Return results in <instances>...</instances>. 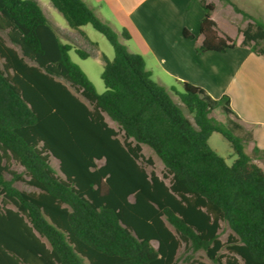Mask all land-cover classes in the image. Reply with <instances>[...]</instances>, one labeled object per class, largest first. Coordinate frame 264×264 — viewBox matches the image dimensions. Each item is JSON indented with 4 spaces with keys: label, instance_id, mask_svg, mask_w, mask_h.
Masks as SVG:
<instances>
[{
    "label": "trees",
    "instance_id": "16d2710c",
    "mask_svg": "<svg viewBox=\"0 0 264 264\" xmlns=\"http://www.w3.org/2000/svg\"><path fill=\"white\" fill-rule=\"evenodd\" d=\"M50 1L71 29L91 24L102 33L114 58L103 56L99 94L72 60L73 44L62 41L68 35L37 0H0V30L16 46L0 35V264H177L182 244L214 264H264V168L242 138L211 116L215 102L189 82L172 88L177 102L153 79L144 57L130 53L84 0ZM199 3L206 14L197 52L236 47L217 30L215 4ZM235 10L251 19L239 29L241 46L264 56V22ZM122 37L130 39L126 31ZM227 103L223 96L216 104ZM216 133L236 154L231 165L209 147ZM143 145L162 161L169 184L141 165L152 164ZM222 221L232 231L226 242ZM190 264L208 263L192 258Z\"/></svg>",
    "mask_w": 264,
    "mask_h": 264
},
{
    "label": "crops",
    "instance_id": "0c3cea01",
    "mask_svg": "<svg viewBox=\"0 0 264 264\" xmlns=\"http://www.w3.org/2000/svg\"><path fill=\"white\" fill-rule=\"evenodd\" d=\"M84 1L118 34L122 36V32L126 31L130 35V39L122 37L124 44L130 53L144 57L147 68L158 84L169 92H172V88L182 90V82L203 88L204 96L215 102L212 113L221 108L228 124L239 131L237 136L245 144L252 145V150L258 147L261 150L259 156L264 154V56L241 46L243 36L239 29L244 28L251 19L235 10L238 7L264 22V0H206L215 4L212 18L219 34L229 36L237 45L226 52L205 53L196 50L203 39L200 24L206 14L199 0ZM220 11L222 17L226 13L241 17V22L234 27L235 35L231 34L234 23L229 18L226 21L221 19ZM48 20L62 34L68 35L61 39L64 43L73 44L74 51L77 47L91 45L88 44L85 26L79 30H69ZM185 30L195 39L186 38ZM93 52L101 56L99 50ZM223 96L228 97V103L225 106L217 105Z\"/></svg>",
    "mask_w": 264,
    "mask_h": 264
},
{
    "label": "rangeland",
    "instance_id": "374dc122",
    "mask_svg": "<svg viewBox=\"0 0 264 264\" xmlns=\"http://www.w3.org/2000/svg\"><path fill=\"white\" fill-rule=\"evenodd\" d=\"M42 9L44 10L46 16L55 24H57L58 26L65 28V29H69L72 30L66 19L64 18V16L53 6V4L51 3L50 0H39ZM221 14V19H223L224 21L227 20V18H229L228 20L231 21L232 23H234L233 27H232V32L231 34L235 35L236 30L234 29V27L237 26V22H241V17H234V16H228V14L226 13V15L224 17H222V12H219V17ZM107 23V22H106ZM230 28V27H229ZM85 30V34L88 36V40L89 43L91 45H85L83 47H77L78 49H81L82 51H84L85 53L88 54L86 59H81L76 52L74 51V49L70 52L71 58L72 60L77 63L88 75L89 79L92 81V83L94 84L97 92L99 94L104 93L105 91V85L103 83V80L101 78V74L103 72L104 69V59L103 56L107 57L109 60H112L114 58V48L111 45V43L108 41V39L100 32H98L96 29H94V27L91 24H88L84 27ZM0 35H2L6 40L7 43L11 46H14L10 40L8 39L7 35L5 32L0 30ZM119 35V40L121 43H125V40L122 38V36L120 34ZM91 42V43H90ZM125 45V44H124ZM92 46V47H91ZM16 47V46H14ZM95 50H99L101 53V56H96ZM2 62V60L0 59V63ZM61 81H63L76 95H78L85 103H87L88 105L89 102L84 99L80 94H78L75 89L66 81L59 79ZM171 96L177 101L179 102V98L178 96L174 93L170 91ZM184 112L186 114V116L192 120V122H194L193 116L190 115L185 109ZM213 117H215L218 121H220L221 123H223L224 125H226L234 135H238L239 131H237L232 124H228L227 121V116L226 114L222 111L221 108L216 109L212 114ZM105 119L107 121V123L114 128L115 130L119 131V126L113 122L107 115H105ZM259 133V131H257V134ZM120 137L122 138V135H120ZM209 147L214 150L218 155H220L221 157H223L226 161L227 164L231 165L233 163V161L236 159V154L233 151L230 143L224 139L220 134H213L209 141H208ZM252 145L250 144H246V152L248 154H250L251 156H253L255 158V161L258 164H261L264 167V154H261L259 156L255 155L253 153V150L251 149ZM145 158L150 159L152 161V164H148L147 162H143L140 161L141 165L147 170L148 173L154 171L160 178H162L167 184H169V178L167 177V172L165 169L164 164L162 163V161L159 159V157L146 145H143V150H142ZM261 157V158H259ZM98 165H102L104 163V161H98L97 162ZM51 164L52 166L59 171V161L57 159H55L54 157H51ZM13 168L15 170H17L18 172H23L24 169L23 167H21L20 165H18L17 163H13ZM6 178L10 179V175L6 174ZM14 186L20 190H26V191H37L36 188L31 187L25 183L22 182H15ZM1 200V197H0ZM130 200H133V196L130 197ZM171 229H173L171 227ZM232 233L229 225L226 222H221V228L219 230V234H220V239L223 242H226L228 239V236ZM152 245L157 248L158 247V243L156 241L152 242ZM221 253H225L227 254V250L223 249L221 251ZM189 256L191 257L189 259ZM197 259L199 261H203L206 262L208 264H214L206 255V253L204 251H199L197 253L191 254L188 253L186 251V246L185 244H182L180 249L177 252L176 255V263L177 264H190V260L191 259Z\"/></svg>",
    "mask_w": 264,
    "mask_h": 264
}]
</instances>
